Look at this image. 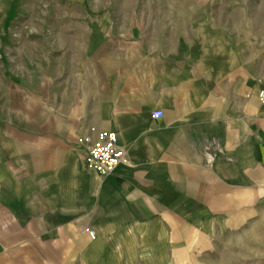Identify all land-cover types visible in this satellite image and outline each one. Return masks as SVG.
Masks as SVG:
<instances>
[{"label": "crops", "instance_id": "crops-1", "mask_svg": "<svg viewBox=\"0 0 264 264\" xmlns=\"http://www.w3.org/2000/svg\"><path fill=\"white\" fill-rule=\"evenodd\" d=\"M152 24L100 85L87 70L89 104L78 63L41 55L35 79L0 63V264H180L263 220L264 51ZM90 128L126 153L110 177L84 164Z\"/></svg>", "mask_w": 264, "mask_h": 264}, {"label": "rangeland", "instance_id": "rangeland-1", "mask_svg": "<svg viewBox=\"0 0 264 264\" xmlns=\"http://www.w3.org/2000/svg\"><path fill=\"white\" fill-rule=\"evenodd\" d=\"M157 19L203 27L214 36L248 38L256 53L264 51V0H0V63L11 62L16 74L30 71L33 79L39 76L41 55L62 59L64 68L78 63L82 103H88L89 87L82 86L87 70L100 85L110 51L117 52L125 45L120 40ZM218 243L214 253L183 257L180 264H264V218H254Z\"/></svg>", "mask_w": 264, "mask_h": 264}, {"label": "built area", "instance_id": "built-area-1", "mask_svg": "<svg viewBox=\"0 0 264 264\" xmlns=\"http://www.w3.org/2000/svg\"><path fill=\"white\" fill-rule=\"evenodd\" d=\"M259 102H264V90L258 94ZM153 119H160L164 115L161 111L151 114ZM77 144L85 148L84 164L86 168L101 178L112 176L115 170L125 161L126 153L118 146L117 135L114 132L88 130V134L81 136ZM88 236L94 240V232L88 231Z\"/></svg>", "mask_w": 264, "mask_h": 264}]
</instances>
